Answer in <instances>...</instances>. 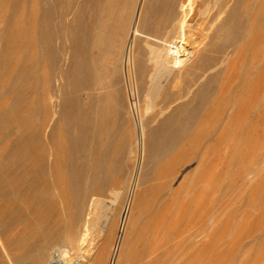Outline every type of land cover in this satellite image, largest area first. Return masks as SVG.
Instances as JSON below:
<instances>
[{
	"label": "bare ground",
	"instance_id": "6f19581e",
	"mask_svg": "<svg viewBox=\"0 0 264 264\" xmlns=\"http://www.w3.org/2000/svg\"><path fill=\"white\" fill-rule=\"evenodd\" d=\"M82 2L43 0L42 7L31 8L25 14L28 44L41 43L42 46L40 53L26 50L30 52L26 64L28 78L35 76L36 65L43 61L47 88L50 77L69 80L74 89L81 85L92 87L94 78L104 76L99 69L102 73L96 71V67L102 47L110 39L107 46L116 51L125 78L130 77L132 67L139 78L146 74L149 87L143 91L142 102L145 110L157 112L144 120L141 115L137 131H132L130 122L125 123L126 110L119 91L113 89L109 93L103 85L95 87L99 89L94 91L97 94H88L83 103L77 94L69 96L65 92L57 105L43 104L44 113L57 106L58 110L52 112L53 117L54 114L63 117L56 118L47 134V152L41 153V168L38 166L41 170H38L46 184L43 187H49L44 173L47 161L48 173L51 170L58 175L68 174V183L76 190L74 214L68 225L76 224L77 229L60 239L75 247L77 259L68 262L70 250L62 248L56 257L52 254L49 264H80L85 254L89 264H181L190 256H193L191 264H204L203 256L208 250L216 257L264 258V159L257 161L264 148V52L257 54L254 50L255 56L249 57L254 70L248 64L250 68L246 66L244 78L231 82V78L227 79L230 71L239 69H232L233 62L229 63L232 51H225L226 47L237 46L244 40H250L246 41L250 42L249 46L264 45V0L218 1L219 9L207 25L211 32L205 43L211 50L218 49L219 59L207 67L210 68L208 73L194 74L197 76L187 84L188 89L184 92L186 96L192 94L189 100L175 109L172 107L169 112H166L169 104L173 105L170 101L165 108L155 106L156 99L162 95L165 101L171 97H168L169 92L163 91L162 78H179L183 73L189 74L191 69L203 66V60L200 62L195 58L198 44L190 33L197 25H194L199 19L196 16L203 9L197 4L193 6L190 0H85L91 2L90 10L86 11V4ZM214 2H211L213 6L216 5ZM63 13L71 15L65 24L58 20ZM204 14L202 16L207 15ZM111 18L114 21L110 22ZM56 29L63 34L67 32L69 44L65 47L68 48H52L53 35L58 33ZM117 41L118 48L114 44ZM143 47L148 49V59L143 57ZM62 53L68 63L64 70L59 66ZM143 58L152 64L149 70ZM113 66L109 72L107 70L111 77L107 80L109 84H116L120 79L117 80L120 76ZM16 76L13 74V80ZM218 77L221 79L212 96ZM54 85L56 89L49 98L58 97L62 88L59 83ZM26 135L31 142L38 136V127L29 126ZM167 150L171 153L159 167ZM126 156L131 161L129 170H125L122 163ZM194 159L196 163L185 177L183 175L182 183L173 186L171 182L180 167ZM148 161L151 166L144 165ZM30 168L28 171H33L34 168ZM197 174L199 191L187 192L185 196L190 199L184 203L177 201L187 184L188 189L193 186ZM122 176L123 181L120 180ZM187 178L188 182H185ZM85 179L88 180L85 181L87 188L82 186ZM246 183H250L249 192L233 200V194ZM86 190L90 192L88 200ZM104 194L110 198L107 203L101 196ZM229 195L233 198H226ZM122 198L123 203H120ZM230 200L234 205H229L233 207L227 210ZM150 201L151 208L147 207ZM62 203L66 205V200ZM192 213L194 216H189ZM187 220H192V230L181 227L182 223L186 226ZM142 238L147 241L142 242ZM141 242L143 246H140ZM255 242L261 247L255 249ZM177 244L187 249L173 262L174 254L170 251ZM45 252L44 247L37 250L34 264H45Z\"/></svg>",
	"mask_w": 264,
	"mask_h": 264
},
{
	"label": "rangeland",
	"instance_id": "374dc122",
	"mask_svg": "<svg viewBox=\"0 0 264 264\" xmlns=\"http://www.w3.org/2000/svg\"><path fill=\"white\" fill-rule=\"evenodd\" d=\"M36 1H37L36 3L31 4L30 0H0V54H1L0 56V264H34L35 262L34 259L37 258L36 256L37 250L41 247L46 248V252L44 256L45 264H49V261H51L50 258L52 254H54L55 252H57L58 250L62 248H67L68 250H70V258L67 259L68 262H69V259L73 262L74 260L77 259L78 252L77 253L75 252L77 251L75 247H72V245L70 246V243L68 244L66 240L62 241V239H60V238H63V236L67 232L72 233L77 229V226H75L76 224H74L72 227L68 225L70 218H72L74 214V197L76 195V190H74V188L70 186V183H68L69 181L66 178L69 176L68 174L62 172V174L58 175L57 173L51 172V170H49V173H48L47 171L48 169H46L47 161H45L44 163V168H45L44 173L46 176L47 185L49 186L48 189H45L46 184L41 178L42 174L40 172L41 166L39 165V160H41V153H43V151L47 152V146H46L47 145L46 143L47 134L50 131V129L53 127V125H55L54 122L56 118L58 117H60V119L63 118L58 114H54V117H53L52 112L54 111V109L56 111L58 110L57 106L56 108L55 107L51 108L52 110L48 108V110L44 113L43 112L44 103H50L53 106H55V104L57 105L58 101L60 100V97L65 92H66L65 94L69 96H74L75 94H77L80 98V102L83 103L86 101V96H88V94L92 92H93L92 94H94L95 93L94 91L96 92L97 90L99 91V89H96L98 88L97 86L103 85L104 87H106L105 91L109 93H111L113 89H116L117 91H119L120 95L122 96L123 102H124L125 110L127 112V113L125 112L124 114L125 123L128 124L130 122L129 128L132 129V131L133 130L137 131L136 126L138 123V119L141 118V115H142L141 119L144 120L146 116L147 118H149L151 117L152 113L157 112V111L152 112V110H145V103L142 102L144 101L143 98L145 97V92L147 90V89L145 90V88L149 87L148 86L149 83L147 82L148 78L146 77V74L144 75V78L140 77L141 78L140 80V78L137 76L138 74H136L135 72L136 69L132 67L130 77L125 78L123 74L121 73V69L118 64L117 54L115 55L116 51H113L112 48H109V45L107 46V43L110 42V39L107 40V42L104 44V47H102L103 52L101 51V55H100L101 59H99L100 62H98L99 63L97 65L98 68L96 67V71L98 72L102 71L103 73L102 72L100 73L104 74L105 77L102 75L100 76L101 78L100 77L94 78L95 86L93 85L92 87H90L89 85H81L79 88L74 89L72 86V83L69 80H66L64 78L62 79L61 77L60 78L50 77L51 83H50V86L47 88L45 85V79H44L45 74H46L45 73L46 67H45V62L43 61L38 62V64L36 65L35 76L33 78H28V73L26 69L27 55L31 51L40 53L41 52L40 48H42L41 43H37L36 45H29L26 39L27 36L25 32L26 30V27L24 24L25 14H27L31 8L37 9L43 4V0H36ZM78 1L76 0L77 3H81L82 1H84L82 2V4L83 5L86 4L84 5L86 11L90 10L89 8H91V4H90L91 2L86 3L85 0H78ZM213 1H215L213 4L216 3L217 6L216 5L213 6L211 4V2ZM218 1L220 0H199V1L190 0L193 6H196L197 4L200 8L203 9V12H200L196 16V18L198 17L199 19L197 21L196 20L194 21V25L196 24L197 25L194 26L190 32L192 34L193 39L198 44V50H199L198 56L195 58L198 61L200 59V62L201 60H203V63H201L203 66L200 67L202 68L201 70H199L200 68L191 69V72H189V74L185 75L183 73L184 75L182 74L179 78H173V77L168 78V79L162 78V81H164L163 83H165L163 84V91L166 94H168L169 92L168 97L171 96L170 97L171 99L168 98L169 100L167 99L168 101H165V99H162L164 98V95H162L161 96L162 98L159 97L156 99L157 100L155 101V104H157L155 105L156 107L159 105L160 107L162 106V108H165V106H168L166 103L170 101L169 103H172L173 105L168 103L169 108L166 112H169L170 110L175 109L177 105L179 106L180 104L187 102L192 94H188L186 96L184 92H186L188 89L187 84L188 83L191 84L194 81L193 79H195V77L197 76L194 74L195 73L199 74V72L200 74L201 72L202 74L208 73V70L210 68L207 69V67L213 66L216 63L215 61H218L219 59L218 56L220 55L218 54L219 53L218 49L213 48L211 50V48H209L208 45L205 43L209 40V36L211 32L208 29L207 25H209L210 23L209 21H211L212 17L217 13L219 9L220 4H218ZM211 6L216 7V8L210 9ZM204 10L207 13H205ZM211 11L213 12V14L211 13ZM203 14L204 15L207 14L208 16L207 15L202 16ZM70 18H71V15L69 13L68 14L63 13V17L61 15V17H59L58 20L59 21L62 20L60 23L63 22L62 24H65L66 22L70 21ZM54 19L57 20L55 17ZM206 19H207V22H206ZM112 21L114 20L111 18L110 22ZM198 21L199 23H197ZM57 30L58 29H56V32L58 33L53 35L52 42L54 43H52L53 45L52 48H68V47H65L66 45L68 46L69 44V41L67 39L68 38L67 32L63 34L59 32V30L58 31ZM201 31H205V32H201ZM109 33H110L109 35L111 36L112 32L110 30H109ZM56 36H58L59 38L56 39ZM224 36L225 35L222 36L223 39L225 38ZM206 37H207V40H206ZM246 41H250V40H246ZM246 41L245 40L242 41L237 46L233 45L234 47L228 46L226 47V49L223 48V51L224 49L225 51L226 50L232 51V54H231L232 59L229 61V63L233 62L232 69L233 67L235 69L237 68L239 69L238 71L235 70V72H232L234 71V69L231 70L230 71L231 76L228 74L230 77L227 75L228 76L227 79L231 78L230 79V81L232 80L231 82H234V79L235 80L242 79V76L244 78V74L247 72L245 71L246 69L251 67V69L254 70V67L252 66L253 63H251L252 59H250L249 57H251L252 55L255 56L254 54L255 51L257 52V54L260 53V51L264 52L263 44L262 46L258 45L257 47L256 46L254 47L251 44L249 46L248 44L250 42L247 43ZM203 42L204 44H202ZM114 44L115 45L117 44L115 46L117 48L120 45L118 41L115 42ZM242 45H244L245 47ZM239 46H241L240 47L241 49L239 48ZM30 47L32 48L34 47V48L32 49ZM244 48H246L247 50H244ZM26 50H29L30 52ZM213 50L214 52H212ZM1 51L2 53H4L3 56H2ZM248 51H251V52H248ZM141 52L143 53V57L145 58L148 57L149 52L146 47H143V49H141ZM64 53H62V55ZM65 54L67 55V53ZM65 54L61 56L62 58L60 57V61H59V66L63 70L68 67L67 57H65L66 56ZM214 55L217 57L215 58ZM206 58H208V60ZM234 58H236L237 60H235ZM147 59H144L146 60L144 64H146V68L148 69L150 66H152V64L148 62ZM205 60H207L208 63ZM238 63L239 65L240 64L241 65L239 66ZM248 64H250V67L248 66ZM113 65L116 66V70H115L116 74L117 75L119 74L120 76V77H117V80L119 78L120 79L117 81L116 84L111 83V82L109 84L107 83V80L110 81L111 77H108V74H109L108 72L110 71V68H112ZM97 69H99L100 71ZM147 69H146V72H147ZM251 69L249 70L253 71ZM133 72L135 74H133ZM13 74L17 75L16 80H13L14 79ZM221 78L219 77L217 78L218 79L217 83L214 85L215 88L213 87V90L211 92L212 96H214V94L216 93L215 92L217 90L216 85H218V82L220 81ZM53 79L56 80L55 81L56 84L57 83H59V85L61 84L62 88L58 92V97L53 96L49 98V96L56 89V85H54L55 82H53L54 81ZM129 85L132 87L130 88ZM117 86L118 87L120 86L119 89ZM191 86L193 87V85ZM46 90L47 91L49 90V91L47 92ZM163 102L166 105H164ZM142 106L144 108H142ZM141 112L144 114H140ZM31 125L38 127V136L35 139H32L31 142H29L27 135H26V129ZM148 125H150V123ZM115 127L116 129H118L117 128L118 124H116ZM185 147H187V145ZM170 153L171 152H169L168 150L164 152L163 156L161 157L158 163L159 167L163 166L164 162L167 161V158L170 155ZM126 159H127V156L125 159H123V162H122L124 163L123 167L125 166L124 169L129 170L131 168V161H129V159L127 160ZM262 159H264V148L261 150L260 156L257 157V161L258 160L261 161ZM190 163L185 164V166L183 165L184 167L183 166L180 167V170L176 174L175 180L171 182L173 186H176V183L177 184L182 183L181 180L183 179L182 178L183 175L185 177L191 171L192 167L196 163V160L194 159ZM144 165L151 166L152 163L148 161V162H144ZM38 166L40 168H38ZM29 167H31L30 170L34 168L33 171L29 172L28 171ZM57 179L58 180L60 179V180L58 181ZM198 179H199V176L197 174V176L196 175L194 176L193 186L190 189H188V184H187L184 190H182L180 195L178 196L177 201L184 203L188 199H190V197L185 196L187 192L197 193L199 191L200 185L197 182ZM120 180L123 181V176L121 177ZM85 181L87 182L88 180L85 179L82 182L83 188L88 187V185H85ZM184 181L188 182V178ZM43 184H45L44 185L45 187H43ZM51 184H53V186L55 187H53ZM141 186L143 187L144 185L141 184ZM138 189L141 190L142 188L139 187ZM249 190H250V183H246L243 186V188H240L238 192H235V194H233L235 195L234 198L232 197L233 195L231 196L229 195V197L227 196L226 198L232 197L233 200L234 199L237 200V198H240L241 196H243L244 192L247 193L249 192ZM129 191L130 190L128 189L127 195L129 194ZM89 196H90V192L86 190L87 200ZM101 196L104 198L105 203L110 201V198L107 194H104ZM123 198H124V195H123ZM123 198L121 199L120 203L121 202L123 203ZM64 200H66V205H63L64 203H62L64 202ZM231 202L232 200H230V204L228 203L227 210L233 207V206L228 207L229 205H234ZM155 204L156 203L154 202V205ZM151 205H152V202L150 201V204L147 205V207L151 208ZM190 215L194 216L193 213L189 214V216ZM189 222L186 223V226H184L185 223H182L181 227L183 229L186 228L187 230L188 229L192 230L193 222L192 220ZM144 230L145 229H143V233L145 234ZM53 236H55L54 237L55 241H54ZM57 236L60 240H58ZM145 236L146 235H144V237ZM145 238L144 240L143 238L141 239L142 242L147 241L145 240ZM255 244H254L255 249L261 247V244L259 242H255ZM143 245L144 244L142 243V245L140 246H143ZM140 246L138 244V248H141ZM176 246L172 249V251H170L171 254H174L172 258L173 262L175 261V259H178L181 256V254H183L185 249H187V247H184L182 249L181 247H179L180 246L179 244H177ZM84 256L85 257L83 258L85 259H83V261L81 260L80 264H89L88 263L89 260L86 261V259H89L87 258L88 255L85 254ZM258 258L256 257V259H254V257L253 258L251 257H248V258L247 257L245 258L237 257L236 258L235 257L231 259V258L224 257V256L216 257L211 252L209 253V250H208V252L205 253L203 256V262L204 264H264V258H261V259H258ZM192 260H193V256L187 257L181 264H191Z\"/></svg>",
	"mask_w": 264,
	"mask_h": 264
},
{
	"label": "built area",
	"instance_id": "2783aa9c",
	"mask_svg": "<svg viewBox=\"0 0 264 264\" xmlns=\"http://www.w3.org/2000/svg\"><path fill=\"white\" fill-rule=\"evenodd\" d=\"M56 255H57V252L54 253V257H56Z\"/></svg>",
	"mask_w": 264,
	"mask_h": 264
}]
</instances>
